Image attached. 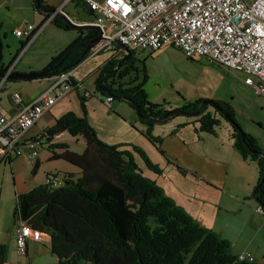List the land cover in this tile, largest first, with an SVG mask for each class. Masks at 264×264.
Returning a JSON list of instances; mask_svg holds the SVG:
<instances>
[{"label": "trees", "instance_id": "16d2710c", "mask_svg": "<svg viewBox=\"0 0 264 264\" xmlns=\"http://www.w3.org/2000/svg\"><path fill=\"white\" fill-rule=\"evenodd\" d=\"M40 4L41 0L34 4L39 11ZM42 14L46 19L50 16ZM50 21L59 29L78 33V37L42 69L55 76L73 70L89 56L90 52L79 59L83 51L79 45L95 38L98 32L89 27H71L57 16ZM23 44L21 42L20 46ZM122 58H112L103 65L94 81L95 91L103 97L124 100L134 109L138 120L146 125L142 134L162 153L161 139L151 134L153 119L169 110L148 100L143 89L147 79L143 63L138 67L132 54L126 61ZM6 67L2 66L1 54L0 73H4ZM83 99L80 97V104L85 113ZM202 102L185 104L179 108L180 115L196 117L200 131L214 133L221 119L204 114L211 106L230 124L234 148L244 160L258 166L253 197L264 214V206H261L264 204L263 151L255 138L242 131L227 103L207 101L209 104L196 113ZM175 116L177 114L162 122ZM63 132L81 137L85 149L82 154H76L68 150L66 143H55L49 146L50 160H64L77 167L79 174L75 178L72 173H64L59 191L38 185L17 195L12 212L14 224L23 221L49 235L50 251L58 264H256L254 258L252 262L239 261L228 240L200 225L155 181L144 176L136 157L151 172L161 174L162 170L142 149L104 142L86 116L79 117L71 111L46 130L48 142ZM55 149L61 152L56 153ZM38 166L37 160L34 169ZM49 196V200L42 202ZM6 251V246L0 244V264L5 263Z\"/></svg>", "mask_w": 264, "mask_h": 264}, {"label": "crops", "instance_id": "0c3cea01", "mask_svg": "<svg viewBox=\"0 0 264 264\" xmlns=\"http://www.w3.org/2000/svg\"><path fill=\"white\" fill-rule=\"evenodd\" d=\"M34 4V0H0L1 44L2 41H7L8 33H12V30L16 27H21L25 21L35 26L42 25L41 32L20 56L12 69V73L42 71L52 57L78 37V33L74 30L65 31L57 28L50 21L52 15L46 19L42 14L45 12H40ZM40 5L44 8L49 7L63 11L79 27L92 25L96 16V13L92 12L79 0H41ZM18 41L19 45H21V42L24 40L18 39ZM41 43L43 44L40 47ZM5 45L7 50L12 46L11 43ZM18 52L20 54V51ZM124 55L122 48L117 43L106 45L97 54H93L90 51L89 56L79 64L80 66H85L86 73L84 75L77 74L76 67L72 70L73 80L81 83L83 88L89 92V96L85 97L81 91L68 92L54 106L42 114L36 124L28 131V133L31 132L29 136L41 130H47L63 114L71 111L79 117L86 116L88 122L95 129L97 136L104 142L124 147L131 145L139 147L140 143H143L140 139L142 138L141 136L144 137L142 132L146 130V125L138 120L134 109L124 100L115 101L112 99L110 105H107L105 97L94 91V80L103 65L112 58L119 59ZM132 55L135 61H141L146 72L148 71L150 80L145 83L143 89L150 102L163 105L167 110L179 109L185 104L196 100L206 101V105L209 104L207 101L227 103L233 110L237 122V117L242 114L256 125L257 131L247 133L255 138L264 153V96L256 95L244 83V80L248 78L245 73L240 71L228 72L219 65L207 63L204 58L187 59L180 50L172 46H164L155 52L139 51L136 54L132 53ZM94 56L102 58L99 62H93L94 65L87 68V64ZM7 65L2 62V66L5 67ZM216 73L221 77L219 81H217ZM88 76L93 78L91 89H88L85 85L86 77ZM225 76L230 80H225ZM39 80L46 83L45 88L39 92L41 93L51 85L54 79L43 78ZM191 80L202 82L208 91H200L197 87L193 86L194 84L190 83ZM15 81L8 79L0 90V109L6 116H11L16 111L12 95L6 91V84H15ZM181 82L185 84L189 83V85L185 88ZM235 82L236 89H232ZM241 84L250 90L252 98L249 97L248 105L239 110L236 97L240 95ZM222 85L225 86V90H222ZM182 89L185 90V93H183ZM14 91L13 93H16ZM20 96L22 104L30 103L36 97L27 96L23 93ZM80 97H84L85 113L81 109ZM124 104L130 108V111L124 107ZM257 112H261L262 114L259 115ZM206 113H209L215 119L219 118L222 120L217 112L206 108L204 114ZM47 117L50 122L44 127L41 126L36 129L35 127L39 123L42 124ZM128 125L136 133L131 127L128 128ZM138 130L139 133H137ZM151 134L161 139L162 153L157 151L161 154L167 165L173 168V172H180L185 178H190L197 183L203 182L207 187L224 193H230L231 189H233L236 194L235 196H231V198L237 202L241 201L242 204L245 203L244 205H248L247 210L250 216L247 220V225L250 224L255 230H251L252 234L248 238H245V241H241L242 246H239L236 240L241 238L242 235L238 237L233 234L228 236L224 231H216L213 227L203 224L201 220L194 219L200 225L217 232L221 237L227 239L231 244V251L234 255L244 252L250 253L249 249L251 247L261 252L264 248V214L257 211L260 206L253 197L259 170L255 162L244 160L234 148L230 124L224 122L222 125L220 121L219 125L214 128V133H206L199 130V123L196 117H175L164 123L155 122L152 126ZM59 135L49 142V146L55 143H64L56 140V137ZM55 152L60 153L61 150L55 149ZM38 161L40 163L39 159ZM0 165H9L10 168H13L14 163L12 161L10 164L2 163ZM159 165L157 166L162 170V166ZM65 173L73 174L74 172L68 171ZM76 174H79V171ZM35 186L29 185L24 187L21 194L30 191ZM17 195L19 194H15V198ZM45 201H47V197L42 200V202ZM251 201L256 202L257 205L251 206ZM251 209H253L252 213ZM14 226L13 220H7L6 216L0 217V244L5 245L7 248L4 264H22L24 261L28 262L27 255L30 248L38 246L35 244L36 242L28 240L26 258L18 257L14 244ZM262 233L263 235L259 236ZM8 237L12 239L11 244L6 242ZM48 243L50 244V240ZM16 256L18 258H15ZM254 262L256 264H264V255L259 260L254 259Z\"/></svg>", "mask_w": 264, "mask_h": 264}, {"label": "built area", "instance_id": "2783aa9c", "mask_svg": "<svg viewBox=\"0 0 264 264\" xmlns=\"http://www.w3.org/2000/svg\"><path fill=\"white\" fill-rule=\"evenodd\" d=\"M79 1L96 13L93 25L100 29L103 38L91 53L97 54L111 43L121 44L131 54L155 52L164 46H172L188 59L204 58L207 63L219 65L228 72L245 73L248 78L244 83L256 95L264 96V0ZM41 30L42 25L35 26L26 21L12 30L24 40V44L20 54L5 68V75L0 78V90L20 56ZM50 78L54 79L51 85L30 103L22 104L20 94L13 93L16 106L13 115L6 116L0 109V164H10L22 156L30 161L37 160L42 142L49 146L47 133L41 130L29 136L28 131L68 92L81 91L85 97L89 96L82 84L73 80L72 70ZM111 101V97H105L107 105ZM62 180L47 175L44 185L59 191ZM257 211L262 212L261 208ZM28 240L43 243L49 242L50 237L23 221L16 222L15 251L24 258ZM236 257L239 261H253L249 253Z\"/></svg>", "mask_w": 264, "mask_h": 264}, {"label": "rangeland", "instance_id": "374dc122", "mask_svg": "<svg viewBox=\"0 0 264 264\" xmlns=\"http://www.w3.org/2000/svg\"><path fill=\"white\" fill-rule=\"evenodd\" d=\"M7 37V41H2V62L6 65L11 61L15 54L20 51V45L18 41L20 38L13 33H8ZM7 42L12 44L9 50L6 49L5 44H8ZM42 44L43 43H41L40 47ZM101 58L102 57L100 56L92 57L91 61L87 64V68L88 66H93V62H99ZM135 63L138 67H141V61H136ZM76 69L78 71L77 74L84 75L86 73L85 66L78 65ZM146 73L147 79L145 83L150 80L148 71ZM215 75L217 77V81H219L221 77L218 76L217 73ZM224 78L225 80H230L227 78V76ZM14 83L15 84H6V91L10 93V95H12L13 91L15 90L14 92L19 94L23 93L27 96L35 97L46 86V83L39 79L30 81L17 80ZM92 83L93 78L89 76L86 77L85 85L88 89L92 88ZM181 83L185 88L189 85V83ZM190 83L194 84L193 86L197 87L200 91H208L207 87H205V85L200 81L197 82L195 80H191ZM221 87L222 90H225L224 85ZM232 89H236V82L234 83ZM182 91L185 93L184 89H182ZM250 93V90L241 84L240 95L239 97H236L239 110H242L246 107V105H248L249 97L252 98V94L250 96ZM124 105V107L130 111V108H128L126 104ZM207 109L215 112V110L210 106H208ZM257 113L259 115L262 114L261 112ZM175 117L185 118L187 116L179 114ZM237 118V123L239 124L240 122L241 125L239 124V126L244 133L248 134L247 132L257 131L256 125H254L250 119H246L244 115L241 114ZM49 122L50 121L47 117L42 122V124L39 123L35 128L37 129L41 126L44 127ZM221 122L222 125L224 122L228 124L223 119ZM130 127L131 126L128 125V128ZM131 129L133 130L132 127ZM133 131L136 133L135 130ZM137 133H139V130ZM29 134H31V132L28 133V135ZM35 134L37 133L32 135ZM141 137L142 138L140 140L143 143H140V149L145 152V154L153 163L157 165L160 164L159 166H162V173L155 174L145 167L143 161L139 157H136V162L144 176L155 181L156 184L164 190L165 194L172 197L185 212L190 214L193 218L201 220V222L206 226H211L216 229V231H224V233L228 236L232 234L237 237L242 235L241 238L236 240L237 245L242 246L241 241H245V238H248L250 234H252L251 230H255L250 224L247 225V220L250 216V213L247 210L248 205H244L245 203L243 201L242 202L244 204H242L241 201L237 202L231 198V196H235L236 194L233 189H231L230 193H224L214 188L207 187L203 182L197 183L190 178H185L180 172H173V168L167 165L155 146L146 138H144L145 136ZM56 140L66 143L68 150L76 154H82L85 149V143H83L84 141L82 142L81 138L71 137L67 132L60 134L58 137H56ZM51 154L52 151L48 148L47 143L42 142L38 155L40 163L36 170L34 169V165L38 159L30 161L25 156L14 159L13 168H10L9 165H0V217L3 218L6 216L7 220L11 221L12 212L16 201L15 194H21L24 190V187L29 185L35 186L43 185V183L45 184V178L47 175H55L59 180H62L63 174L69 171L74 172L73 174L75 178L77 177L78 174H76V172L79 171L77 167L67 163L64 160H50ZM48 199H50V196L47 197V200ZM250 203L251 206L257 205L254 201H251ZM252 212L253 209H251V213ZM262 235L263 233L259 236ZM11 240L12 239L8 237L6 242L11 244ZM35 244L38 246L30 248L29 254L27 255L29 264H58L55 255H53L50 251V244L48 242H39ZM249 252L255 260H259L261 256L264 255V248L261 250V252H259L255 250L254 247H251ZM17 256L21 257L18 254ZM17 256L15 258H18Z\"/></svg>", "mask_w": 264, "mask_h": 264}, {"label": "water", "instance_id": "95a60500", "mask_svg": "<svg viewBox=\"0 0 264 264\" xmlns=\"http://www.w3.org/2000/svg\"><path fill=\"white\" fill-rule=\"evenodd\" d=\"M35 3H39L40 0H34ZM39 9L40 11L42 12H45V13H49L51 15H54V16H57L59 18H61L62 20H64L66 23H68L71 27H77L78 25L73 23L70 18H68V16L66 15V13H64L63 11H60V10H56V9H49V8H44V7H40L39 6ZM84 27H89V28H92L94 30H96L98 32L97 36L81 45H79L80 48H83V51L79 57V59H82L83 56L87 53H89L93 48H95L102 40V35H101V32H100V29L95 26V25H85ZM1 40H2V37L0 36V57H1V54H2V44H1ZM117 45L119 47L122 48V50L125 52V57L122 58L123 61H126L127 59L130 58L131 56V53L124 47L122 46L121 44H118ZM120 64V63H119ZM5 74L2 72L0 73V78H2ZM54 75H52V73L49 71V70H42V71H39V72H32V73H11L9 76H8V79L9 80H23V81H30V80H38V79H43V78H50V77H53ZM206 105V101H203L196 113H199L203 107ZM173 114H181V110L179 109H172V110H169L168 112H166L163 116H161L160 118H155L153 119L155 122L157 123H161L162 121H164L165 119H167L168 117H170L171 115ZM139 117L141 118H149V116H146V115H139ZM241 138L243 139L244 138V135L241 131ZM244 140V139H243ZM255 195V194H253ZM256 199V198H255ZM261 206H264L261 205Z\"/></svg>", "mask_w": 264, "mask_h": 264}, {"label": "clouds", "instance_id": "9594fccd", "mask_svg": "<svg viewBox=\"0 0 264 264\" xmlns=\"http://www.w3.org/2000/svg\"><path fill=\"white\" fill-rule=\"evenodd\" d=\"M51 15V14H50Z\"/></svg>", "mask_w": 264, "mask_h": 264}]
</instances>
